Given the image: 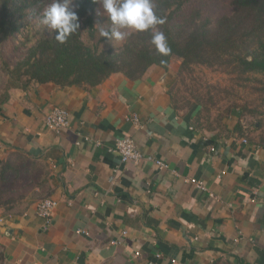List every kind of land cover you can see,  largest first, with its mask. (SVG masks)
Here are the masks:
<instances>
[{"label": "crops", "instance_id": "obj_1", "mask_svg": "<svg viewBox=\"0 0 264 264\" xmlns=\"http://www.w3.org/2000/svg\"><path fill=\"white\" fill-rule=\"evenodd\" d=\"M176 71L151 65L138 79L115 72L91 88L11 91L0 158L16 149L36 157L58 204L47 228L37 201L13 215L0 207V264H264V116L234 111L221 128L196 127L195 112L171 103ZM53 106L70 114L59 134L44 124ZM122 136L169 168L121 162L110 148Z\"/></svg>", "mask_w": 264, "mask_h": 264}, {"label": "trees", "instance_id": "obj_2", "mask_svg": "<svg viewBox=\"0 0 264 264\" xmlns=\"http://www.w3.org/2000/svg\"><path fill=\"white\" fill-rule=\"evenodd\" d=\"M51 1L0 0V69L7 79L0 91V107L9 101L13 89L26 90L33 83L91 88L115 72L138 79L151 65L168 70L174 62L178 63L177 75L191 71L195 65L239 77L264 74V0H152L156 15L164 19L156 27L171 49L166 56L151 44V30L134 31L124 41L108 43L99 34L101 27L110 26L99 0H73L78 30L64 43L56 41L50 31L22 33L15 50H26L10 65L2 58L4 45ZM168 92L180 112L172 88ZM231 107L227 116L235 111ZM240 109L241 116L254 113L245 111V106ZM43 173L37 158L21 149L0 158V207L5 214L22 213L33 202L49 197Z\"/></svg>", "mask_w": 264, "mask_h": 264}, {"label": "rangeland", "instance_id": "obj_3", "mask_svg": "<svg viewBox=\"0 0 264 264\" xmlns=\"http://www.w3.org/2000/svg\"><path fill=\"white\" fill-rule=\"evenodd\" d=\"M42 12L31 17L28 25L21 29L22 32L16 33V38L4 45L2 58L6 59L10 65L18 60L26 50V47L15 50V46L20 44L22 33L26 34L30 30L32 32L43 30L44 33L50 31L39 23ZM6 80L0 69V91ZM171 88L173 99L180 106V113L186 115L194 111L193 124L199 128L208 130L221 128L223 121L228 117L227 112L232 108L231 106L240 114L242 113L240 108L243 106H245V111H253L254 113L249 114L253 120L264 116V74L261 73H249L239 77L220 69L195 65L191 71L176 74ZM194 102L195 104L190 109ZM196 113L199 115L198 120Z\"/></svg>", "mask_w": 264, "mask_h": 264}, {"label": "clouds", "instance_id": "obj_4", "mask_svg": "<svg viewBox=\"0 0 264 264\" xmlns=\"http://www.w3.org/2000/svg\"><path fill=\"white\" fill-rule=\"evenodd\" d=\"M99 3L110 21V26L101 27L99 34L108 43L124 41L134 31L151 30V44L156 51L165 56L171 52L164 33L156 27L163 24L164 19L156 15L152 0H99ZM72 4L73 0H52L39 17V23L49 29L50 34L55 33L59 43H64L80 27Z\"/></svg>", "mask_w": 264, "mask_h": 264}, {"label": "built area", "instance_id": "obj_5", "mask_svg": "<svg viewBox=\"0 0 264 264\" xmlns=\"http://www.w3.org/2000/svg\"><path fill=\"white\" fill-rule=\"evenodd\" d=\"M129 120L136 127L142 126L140 118L137 114H133L129 118ZM44 124L49 130L59 134L62 130L68 128V126L70 125V114L68 110L63 107L53 106L46 114L44 118ZM95 143L96 145H100L101 142L99 140H96ZM110 149L118 154L121 162H126L129 160L138 162L145 158L146 160L154 162L160 169L169 168L168 164L161 159L153 158L152 156H143V154L138 150L134 140L128 136L117 137ZM173 172L176 173L175 171ZM187 181L198 189L208 191L205 183L201 179L190 177L187 179ZM208 194L209 196L214 197L213 193L208 192ZM57 204L58 201L53 197H44L36 202V213L42 220L44 228H47L49 223L51 222L52 212L56 208ZM77 233L87 234L88 232L86 230L79 229L77 230ZM110 243L117 244L119 243V241L111 240ZM138 254L139 253L136 252V255ZM155 254L156 257L161 256L159 252Z\"/></svg>", "mask_w": 264, "mask_h": 264}]
</instances>
